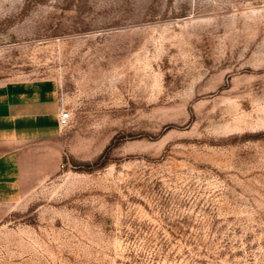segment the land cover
<instances>
[{"label":"rangeland","instance_id":"1","mask_svg":"<svg viewBox=\"0 0 264 264\" xmlns=\"http://www.w3.org/2000/svg\"><path fill=\"white\" fill-rule=\"evenodd\" d=\"M41 80L0 264H264V0H0V86Z\"/></svg>","mask_w":264,"mask_h":264},{"label":"crops","instance_id":"2","mask_svg":"<svg viewBox=\"0 0 264 264\" xmlns=\"http://www.w3.org/2000/svg\"><path fill=\"white\" fill-rule=\"evenodd\" d=\"M60 108L53 81L0 86V211L18 195L21 155L26 144L60 135Z\"/></svg>","mask_w":264,"mask_h":264},{"label":"built area","instance_id":"3","mask_svg":"<svg viewBox=\"0 0 264 264\" xmlns=\"http://www.w3.org/2000/svg\"><path fill=\"white\" fill-rule=\"evenodd\" d=\"M69 118H70V112L66 107L61 106L59 111V123L63 125L69 120Z\"/></svg>","mask_w":264,"mask_h":264},{"label":"trees","instance_id":"4","mask_svg":"<svg viewBox=\"0 0 264 264\" xmlns=\"http://www.w3.org/2000/svg\"><path fill=\"white\" fill-rule=\"evenodd\" d=\"M107 150H105L98 158H97V160L98 159H101V158H105L106 157V155H107V152H106ZM106 161V160H105Z\"/></svg>","mask_w":264,"mask_h":264}]
</instances>
